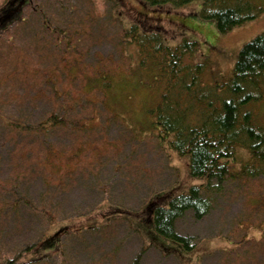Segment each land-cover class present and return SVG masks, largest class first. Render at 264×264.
<instances>
[{
  "label": "rangeland",
  "instance_id": "374dc122",
  "mask_svg": "<svg viewBox=\"0 0 264 264\" xmlns=\"http://www.w3.org/2000/svg\"><path fill=\"white\" fill-rule=\"evenodd\" d=\"M9 6L4 25L15 24L0 35V264L19 254L17 264H30L59 237L58 253L36 264H264V167L229 179L205 219L178 221L192 251L146 222L151 204L166 207L202 182L189 156L159 138V68L141 67L138 47L124 41L139 23L143 37L162 29L165 47L196 42L202 84L222 86L242 48L264 35V14L221 35L199 16L200 1L155 11L139 0H0V13ZM258 92L245 111L264 125V82ZM52 116L64 125H48ZM236 160L233 173L252 164L244 151Z\"/></svg>",
  "mask_w": 264,
  "mask_h": 264
},
{
  "label": "trees",
  "instance_id": "16d2710c",
  "mask_svg": "<svg viewBox=\"0 0 264 264\" xmlns=\"http://www.w3.org/2000/svg\"><path fill=\"white\" fill-rule=\"evenodd\" d=\"M195 1L201 2L199 16L206 22H216L221 35H227L264 14V9L257 8L251 0H139L141 5L155 11H176ZM11 13V6L0 13V35L15 24L4 25V20ZM139 25L134 24L130 31L125 32L124 41L138 47L141 67L146 68L147 63H152L159 68L157 74L165 83L162 102L153 112L159 138L168 142L170 150L178 155L189 156L190 175L202 182L200 186L193 185L186 194L171 199L166 207L157 202L151 204L148 208L150 218L146 222L154 227L157 235L192 251L195 248L193 239L177 232L178 221L187 213H192L197 221L205 219L213 209L212 195L220 194L229 179L239 175L257 177L262 173L264 125H258L253 113L245 111V108L262 99L257 90L260 82H264V35L242 48L228 83L209 86L202 84L205 65L194 61L198 43L185 40L165 47L161 36L155 33L164 32L162 29L153 28L143 37ZM62 124L63 120L58 117L52 116L48 120L50 126ZM239 151L249 153L252 164L243 165L241 173H233V163L237 162ZM147 233H151L153 238L156 236L151 231ZM36 247L26 248L24 254H31ZM59 248L60 237L54 250L31 263L52 258ZM22 258L24 255L19 254L4 264H17Z\"/></svg>",
  "mask_w": 264,
  "mask_h": 264
}]
</instances>
